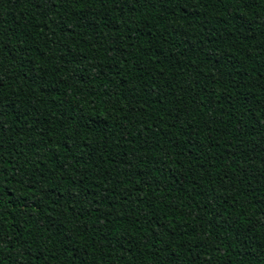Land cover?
<instances>
[{"label": "trees", "instance_id": "trees-1", "mask_svg": "<svg viewBox=\"0 0 264 264\" xmlns=\"http://www.w3.org/2000/svg\"><path fill=\"white\" fill-rule=\"evenodd\" d=\"M0 264H264V0H0Z\"/></svg>", "mask_w": 264, "mask_h": 264}]
</instances>
